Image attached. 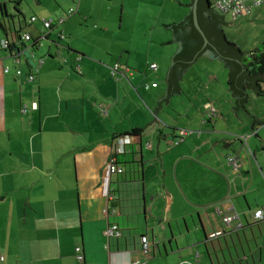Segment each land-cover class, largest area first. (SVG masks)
I'll list each match as a JSON object with an SVG mask.
<instances>
[{"label": "crops", "instance_id": "crops-1", "mask_svg": "<svg viewBox=\"0 0 264 264\" xmlns=\"http://www.w3.org/2000/svg\"><path fill=\"white\" fill-rule=\"evenodd\" d=\"M15 1L21 2L22 28L35 38L41 24H30L33 17L64 23L30 50L34 58L22 59L24 74L36 77L32 83L15 76L14 60L0 48V264H264V222L252 221L264 210V198L256 204V194H264V104L250 110L251 99L259 97L250 94L249 114L236 112L227 79L201 67L206 79L187 81V72L181 93L157 113L180 48L174 34L165 32L158 43L163 57L152 63L157 73L124 45L94 57L84 42L89 22L97 38L105 35L103 5L119 1L125 12L134 0H35L30 16L25 0H0V6L7 3L16 15ZM68 5L77 8L70 17ZM4 39L0 29V45ZM119 62L132 74L115 82L110 72ZM153 83L158 87L143 88ZM207 104L217 109L211 120ZM134 129L144 133L132 137L130 154L120 158L126 173L112 175L114 140ZM231 154L241 159L237 172L227 162ZM231 215L238 219L224 225ZM111 225L122 237H106ZM219 230L226 235L210 239ZM143 236L153 247L149 258L141 253Z\"/></svg>", "mask_w": 264, "mask_h": 264}, {"label": "rangeland", "instance_id": "rangeland-1", "mask_svg": "<svg viewBox=\"0 0 264 264\" xmlns=\"http://www.w3.org/2000/svg\"><path fill=\"white\" fill-rule=\"evenodd\" d=\"M34 1H24L23 8L27 10L25 15H31L28 5L34 3ZM189 2L190 0H134L132 4H127L126 11L123 12L119 1L117 2L119 6L115 5V7L112 6L114 2L110 1V8H105L103 5V21L99 22V26L104 30L105 35H100L102 37L97 38L98 34L92 31L95 29L94 22H89L88 25L83 23L84 26H90V30L86 29L87 33L90 32V34L84 38L85 45L91 48L90 51L94 57L99 56L96 52H100L99 50L102 48L119 51L117 46L124 45V47L131 49L133 57H138L139 54L142 56L144 63L149 62L148 66L152 65V63H159L163 56L162 47L158 43L162 40L165 32L170 33L172 38L174 37L170 26L180 22L188 15L191 10L188 7ZM183 4L187 5L182 6ZM71 9L75 13L77 12L76 7L68 5L66 13ZM122 17H124V21ZM225 20L228 25L232 26L225 27L229 39L244 51L254 50L264 44V6L256 9L251 16L240 17L237 21H233L230 16H226ZM150 40L153 41L151 48L149 47ZM170 63L171 68L172 60ZM118 64L122 65L120 62ZM148 66L145 65L142 68L146 69ZM201 67L206 68V71H210V73L217 76L220 81L224 82L225 79L228 81L229 70L225 64L221 60H212L208 57L198 59L197 63L187 71L188 73H185V79L187 81L206 79L204 73L200 71ZM139 71L142 72L141 69ZM167 72L169 71L167 70ZM165 77H167V73ZM118 80L114 81L118 82ZM131 89L137 95L134 89ZM140 95L144 96L145 92L140 90ZM261 103L264 104V98L251 99L250 110L259 111L258 104ZM256 195L259 196L256 204L261 205L264 194L257 193ZM256 204L252 205L255 207Z\"/></svg>", "mask_w": 264, "mask_h": 264}, {"label": "trees", "instance_id": "trees-1", "mask_svg": "<svg viewBox=\"0 0 264 264\" xmlns=\"http://www.w3.org/2000/svg\"><path fill=\"white\" fill-rule=\"evenodd\" d=\"M215 1L200 0L198 4V21L210 43L206 48L204 47L203 37L194 26L192 10L189 11L183 21L170 26L176 39L182 43L183 49L174 56L173 64L169 70L167 77L169 93L170 95L180 94L181 82L185 73L207 50H213L229 70L227 86L234 99L235 111L249 114L250 94L264 98V44L254 50L244 51L230 40L225 31V27L228 25L225 16L218 13L213 7ZM11 3L15 5L16 15H10L7 11V3L0 6V29L5 40L9 44L11 41L9 45L10 52L13 50L15 43L18 42L20 35L26 32L22 28L25 22L22 20L21 2ZM193 3L194 0L188 6L190 9H192ZM16 21L21 26L20 30L16 29ZM33 42L36 45V38H33ZM35 45L33 47H36ZM255 125L257 123H254ZM143 133V129H134L132 134L127 136L139 137ZM131 156L133 159L135 154H131ZM129 165L132 166L131 169L136 170V167H134L136 164L133 160ZM136 175L135 172L134 178H136ZM129 177L132 178V176ZM260 223L262 222H255L254 225ZM240 229H243V227L238 230ZM225 235L224 232L223 235L217 238Z\"/></svg>", "mask_w": 264, "mask_h": 264}, {"label": "built area", "instance_id": "built-area-1", "mask_svg": "<svg viewBox=\"0 0 264 264\" xmlns=\"http://www.w3.org/2000/svg\"><path fill=\"white\" fill-rule=\"evenodd\" d=\"M264 6V0H216L213 7L214 9L220 13L223 16H230L233 21H237L240 19V17H246L251 16L256 9ZM75 12L73 9H71L66 16L70 17L74 15ZM66 17V18H67ZM40 22L41 24V30L39 32V35L36 37L37 43L36 45L33 42V38H35L30 32H24L20 35L18 42L15 43L13 50L10 52L9 45L7 40H3L1 42L0 48L4 52L8 53L10 57L14 60V63L16 64L15 69V76L21 78L25 77V80L29 83H32L36 80V77L32 74L25 75L23 70L19 67L24 55L33 56L34 53L30 52L31 49H37L42 47L43 41L47 40L54 28V26L64 23V19L61 20H48V19H39L37 17H33L30 20V24H35ZM59 42H63L66 40V36L63 32L59 33ZM36 47H33V46ZM59 49L62 51V47H59ZM60 51V52H61ZM29 52V53H28ZM59 52V54H60ZM148 71L151 73H157L159 71V66L157 64L149 65ZM4 75H10L12 73V70L10 67H5L3 70ZM128 74H132V69L126 67L124 71H122V65L116 64L111 69V77L113 80H120L121 77H126ZM118 80V81H119ZM158 87V84H145L144 88L145 90L149 91L151 89H155ZM32 110H38V104L34 103L32 105ZM24 113L28 112V107H24L23 109ZM206 112L208 118L211 120L215 117H217V109L212 104L206 105ZM188 135V133H183V137L185 138ZM182 140V139H181ZM243 140L247 141L246 138H243ZM134 144L133 138L131 136H122L118 137L114 140V143L112 145V156L110 158L109 162V170L112 175H124L126 173V167L120 162V158H125L127 155L130 154L131 150L130 148ZM227 162L229 165L233 168L234 172H237L241 169V159L238 155L231 154L227 157ZM238 217L231 215V216H225L223 218V223L226 226H230L234 223L235 220H237ZM253 223L255 222H263L264 221V210L260 209L253 213L252 216ZM244 227L243 224H239L238 228ZM225 231L219 230L214 233H212L209 237L210 239H215L217 237H220L223 235ZM105 235L107 238H120L122 237V231L117 225H111L107 228ZM141 253L144 257L149 258L153 253V247L149 241L148 236H143L141 238ZM81 249H77V253H80ZM81 262H83L84 258H79ZM0 261L4 262L5 258L3 256L0 257Z\"/></svg>", "mask_w": 264, "mask_h": 264}, {"label": "water", "instance_id": "water-1", "mask_svg": "<svg viewBox=\"0 0 264 264\" xmlns=\"http://www.w3.org/2000/svg\"><path fill=\"white\" fill-rule=\"evenodd\" d=\"M199 1H200V0H194V3H193V6H192V9H191V10H192V13H193L194 26H195V28L199 31V33L201 34V36L203 37V39H204V47L206 48L207 46H209L210 43H209V40L207 39L205 33L203 32V30H202V28H201V26H200V24H199V21H198V4H199ZM191 2H192V0H190L189 3H191ZM184 19H185V18H184ZM184 19H183V20H184ZM183 20H181V21H183ZM181 21H180V22H181ZM177 23H179V22H177ZM174 24H176V23H174ZM227 27H232V26L227 25ZM175 38H176V37H175ZM176 40H177V39H176ZM182 49H183V45H182V43L180 42V48L174 53V56H175L176 54L180 53V52L182 51ZM203 55H204V56L211 57V58L219 59V58L215 55V53H214L213 50H207ZM29 57H30V58H33V56H31V55H30ZM23 58H26V54L24 55ZM180 93H181V92H180ZM171 96H173V95H170V93H169V89H168L166 99L162 100V101L160 102L159 106H158L157 109H156L157 113H158L159 108L161 107V103H162V102H166V104H168L169 98H170ZM233 107H234V106H233Z\"/></svg>", "mask_w": 264, "mask_h": 264}]
</instances>
